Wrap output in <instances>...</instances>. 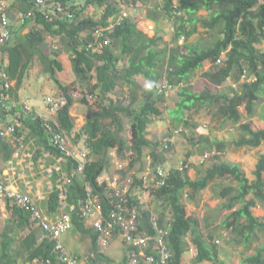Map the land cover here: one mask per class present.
Listing matches in <instances>:
<instances>
[{"label":"trees","instance_id":"1","mask_svg":"<svg viewBox=\"0 0 264 264\" xmlns=\"http://www.w3.org/2000/svg\"><path fill=\"white\" fill-rule=\"evenodd\" d=\"M36 1L8 0L5 13L7 12L8 15L10 8L15 6L20 8L19 15L20 12L23 14L32 11L33 16L27 14L24 21H19L21 25L30 22L35 23V28L42 25V30L34 31L39 37L46 30L68 36L69 46L75 54L73 60L76 64L78 81L84 88L80 91L81 94L79 93L80 101L85 107L93 106L89 108L91 117L77 133L79 137L85 136L87 147L82 168L79 158L67 155L52 141V130L71 134L76 127L75 119L71 115V109L75 104L72 93L74 88L73 85H64L58 79L57 69H61V62L58 59H50V62L53 61L58 66L55 69L51 66L49 71L69 102L58 111L57 122L42 118L33 119V115L25 114V111L20 114L25 117L24 120L28 116L33 121H30V124L34 134L39 136L40 143L45 144L46 148L61 155L65 160L62 170L66 175L59 174V169L52 175L55 186L49 194V209L57 211L60 208V195L64 191L68 205L73 206L70 213L76 228L92 235L93 249L97 255L95 259L91 255L89 258L92 263L98 264L104 254L98 251V235L92 232V227L85 226V219L81 215L89 192L91 190L93 194L98 195L103 204L104 214L108 216L114 199L110 197L112 190L107 181L101 177L109 166L111 150L116 148L119 157H125L122 154L124 152H131L133 160L130 165L134 166L144 158L145 149L151 147L153 157L151 165L155 173L158 169L166 172L165 184L162 187H155L154 176L150 174V180L154 183L150 186V192L165 199L166 211L162 219L170 217L169 221L167 220L171 226L168 243L173 256L169 264H184L183 257L187 252L186 236L189 232L193 233L192 240L198 250L196 262L209 260L211 264H228L219 256L216 243L218 240L213 244L204 239L198 230L199 220L189 211L183 198L187 194L189 198L195 200L212 181L233 178L237 184L227 185L221 191L222 196L228 199L224 206L228 209H233L237 204L240 206L230 213L224 224L235 232L241 233L244 236L243 241L249 246L256 230L264 231V217L255 215L252 210L259 200L264 201V153L255 171L256 178L252 181L240 163L226 160H217L208 168L204 167V163H198L195 165L198 176L192 178L187 173L193 166V161L190 160L192 156L195 153L205 156L208 152L216 151L217 153L212 157L220 158L221 152L227 145L224 138L218 140L206 135L190 136L191 144L196 147L197 152L189 150L188 160L182 161L181 168L176 165L168 170V166H165L167 161L160 154L159 147H156L155 142H152L147 134L149 124L156 118L164 116L162 102L165 101V92L163 89L178 84L180 97L176 107L166 109L169 117L187 126L185 130L191 124L188 112L210 110L218 105V111L224 120L239 124L242 129L243 134L234 141L238 147L254 148L264 142V128L257 127L252 119L256 106L264 96V50L261 48L264 43V0H165L161 14L176 21V32L171 46H162L163 36L159 35L162 32L161 29L155 28V34L149 35L148 31L140 26V22L131 16H124L123 3L135 5L139 0H54L69 9L77 2L83 4L73 13V16L65 14L59 19L53 15L50 18L51 15L41 13V10L36 8ZM89 6L102 9L100 17L97 16L98 14L94 16L85 13ZM200 10H207L209 14L206 17H200L198 15ZM121 11L122 15H119ZM156 18L159 20L160 17L156 15ZM9 20L11 40L2 46L7 48L10 54L7 73L11 78L19 77L22 81L29 67L27 66L29 60L23 61L25 55L23 45L19 41L11 42L13 38L11 17ZM198 23L208 30V33L205 32L206 35L199 33ZM196 32L198 39L195 43L191 38L195 37ZM210 34L214 37L215 34L218 35L214 44H197L199 39L208 35L211 37ZM182 37H184L183 43H181ZM164 55L166 58L162 57ZM161 59L166 60L164 71L167 81H162L164 75L156 72V69L160 68ZM206 61H211L213 64L206 74L209 82L215 85L222 84L231 77L233 83L239 85V90L234 89L232 85L229 87L230 91H214L209 85H206L203 90H196L191 83L192 77L198 69L203 68ZM244 77L246 79L242 81ZM145 80L152 81V85L149 86ZM119 83L131 87L132 95L127 105H124L123 98L114 97V94L119 95L117 94ZM0 84L1 91H4L2 75H0ZM89 95L95 101L89 99ZM96 107L99 110L93 112V108ZM16 109L17 107H12L11 110ZM6 114L8 112L0 106V116H6ZM243 114L249 118L247 121L243 120ZM127 122L130 123L128 139L123 135ZM15 126V134L21 136L20 127ZM129 141L132 144L128 143ZM173 144L174 142H170L167 149L172 148ZM0 149L5 159L12 158L15 149L8 136L0 134ZM164 150L166 149L163 147L161 151ZM128 178L131 177L124 170L122 181ZM160 178L164 177L158 175V179ZM57 179L62 181V191L56 187ZM145 180L146 174L140 178L135 175L131 183V188L139 186V195L148 189H146ZM126 199L127 206H137L142 215L148 217L150 212H146L141 207L138 196L134 197L129 191ZM14 212L19 229L28 227L30 232L21 242L22 248H16V255L13 251L15 238L5 237V246L0 252V264H27L35 258L55 260L57 258L55 241L46 237L44 230L34 226L35 221L28 210L15 206ZM141 218L144 219L143 216ZM167 221L157 219L154 222L153 217L152 222L146 219L145 225L141 221L138 231L146 232L154 237L157 232L155 225L162 227ZM151 251L150 248L149 252ZM23 252L26 257L20 263L17 261V256H21ZM244 262L264 264V245L258 248L255 254L245 257Z\"/></svg>","mask_w":264,"mask_h":264},{"label":"rangeland","instance_id":"2","mask_svg":"<svg viewBox=\"0 0 264 264\" xmlns=\"http://www.w3.org/2000/svg\"><path fill=\"white\" fill-rule=\"evenodd\" d=\"M5 2H7L8 0H4ZM49 4H53L56 1H52V0H48ZM119 1V0H117ZM164 2L165 0H139L137 4L133 5L131 3L127 4V3H123V9H124V15H129L132 18H134L136 21L140 22V26L142 28H145L146 31H148L147 33L149 35H154L155 34V30L154 28L156 27L157 29H161L162 32H160V36H163V42H162V46H171L172 45V40L175 37V30H176V21L174 20H170L166 17L163 16V11H162V7L164 6ZM9 3V2H8ZM77 5V7H76ZM74 5L71 9H69V7H66L65 5H63L65 8H67L69 10L68 13H70L71 15L73 13H75V11L77 9H79L80 6H82V2H77V4ZM9 7H10V3H9ZM105 7V5H104ZM89 9H87L85 11V13L87 12V14L90 15H94L96 16V14H98L97 16L100 17V15L102 14V9H98L97 7L93 6V7H88ZM16 17L18 19V22L20 21V15H18V10H16ZM22 12H20L21 14ZM119 15H122V11L120 13H118ZM208 14L207 10H200L199 12V16L203 17L206 16ZM156 15H158L159 20H156ZM9 17H11L9 15ZM20 23V22H19ZM154 25V28L149 29V25ZM148 26V28H147ZM112 27V26H110ZM205 29L204 26H202V24L198 23V29ZM199 29V30H200ZM206 30V29H205ZM196 34H198L197 32L194 34V36H196ZM217 34H215V37L211 36V37H204L202 39H199L197 41V44L199 45H210V44H214L216 42L215 38H217ZM184 42V37L181 38V43ZM261 48L264 50V43L261 46ZM164 58V56H162ZM225 57V55L223 56ZM160 68L156 69V72L160 75H164L162 81H167V77H166V73L164 71L165 69V65H166V60L161 59L160 60ZM212 62L211 61H206L204 63L203 68L198 69L193 77H192V84L194 85L196 90H203L205 87V82L210 83L209 81H207V79L209 78L206 74L208 73V71L210 70V68L212 67ZM3 69L0 68V75L3 73ZM231 77H229L225 82H223L222 84H217V85H213V90L214 91H230V86L233 83V80H230ZM246 78H242V81H244ZM142 81V80H141ZM143 82V81H142ZM145 82L150 86L152 85V81H147L145 80ZM169 82V81H168ZM141 84V82H140ZM212 84V82H211ZM119 89L117 91H119V95L114 94V97H121V99L123 98L125 101L124 105H127L130 102V95H132L131 92V87L128 86L127 84H122L119 83L118 84ZM234 87V89L239 90V85L235 84L232 85ZM166 89V90H165ZM165 92V101H163L162 106L164 107V116L160 117V118H156V120H153L148 127V137L151 139L152 142H155V145H157L156 147H159V152L160 154H162V156L164 157V159L167 161V165H165L166 167L168 166V170L172 169V167L178 165L177 167L181 168L182 167V161H187L188 157H187V152L189 150H192L193 152L196 151L197 149L196 147L192 146L191 141H190V136H201V135H206L209 136L211 139H225L227 142L226 148L224 149V151L221 152L220 154V158H211L212 160L208 159L207 161H202L203 156L198 155V154H194V156H192V158L190 159L191 161H193V166L191 167V169L188 170V174L192 177V178H196L197 175V171L195 168V165H197L198 163H204V167L208 168L212 163L217 162V160H226L229 162H237L241 164V167L243 168V170L245 171L246 175L250 178V180H254L256 178V169H257V165L260 161V157L261 155L264 153V142L259 146V147H254V148H250V147H238L234 141H236L237 139L240 138V136L243 134L242 129L240 128L239 124H234L232 121L226 122L224 120V118L221 116V114L218 111L219 106L216 105V107H214V109H205V110H201V111H190L188 112V115L191 118V124L189 126V128L187 130H185V128H187V126L183 125V122L181 121H176L174 119H172L171 117L168 116V110L166 109L167 107H172L175 108L177 101L180 97L179 95V86L178 84H173L172 86L166 87L163 89ZM63 91V90H62ZM140 92V91H139ZM64 93H58V94H54L53 98L57 101H62V98L64 97L63 95ZM77 96L79 97V93L77 94ZM75 96V98L77 97ZM89 99L94 100V98H92L89 95ZM26 105H24L25 107ZM27 106H29L27 108L28 111H30L31 109H33L30 105L27 104ZM50 106V105H47ZM74 106V105H73ZM88 107V106H87ZM87 107H85V110H88L89 108L93 107V106H89L88 109ZM50 108V107H49ZM99 109L93 108V112H97ZM53 111H55L53 109ZM242 111L244 112V108H242ZM57 114L58 112L55 111ZM80 114H82L80 112ZM244 121H247L249 118L247 117L246 114H243ZM59 115H56L53 118L54 122H57ZM91 117V116H90ZM84 117H80L79 121H77L78 125L77 128H79L81 126V124L85 121L83 120ZM252 119L255 122V125L257 127L260 128H264V96L262 97L260 103L256 106L255 109V115L252 117ZM11 125V124H10ZM7 127V126H6ZM5 127V128H6ZM19 127V126H18ZM129 128H130V123L127 122L125 125V132H124V136L128 139L130 136V132H129ZM181 130H185L186 132L180 131ZM20 130L22 131V134L24 133V127H21ZM179 130V131H177ZM25 134H28L25 132ZM5 135L9 136L12 140V144L14 146V149H16L18 147V149H21L22 146H25L26 141L25 138L23 136H17L14 132V130H8L5 132ZM65 139H66V145H67V149L66 151H76V149L81 148L84 150V145L83 143H79L78 146H74V145H70L71 142L74 139L72 137L69 136V134L65 133L64 134ZM9 138V139H10ZM72 138V139H71ZM166 138H172L174 144L172 146V148L170 147L169 149H166L164 151L163 150V144L165 145L166 141H164V139ZM68 141L70 143H68ZM157 142V143H156ZM129 143V142H128ZM161 143V144H159ZM74 144V143H73ZM130 144H132L130 142ZM205 144V143H204ZM200 146V145H199ZM203 146V144L201 145ZM24 148V147H22ZM46 148V146H45ZM48 149V148H46ZM113 151V154L115 153V149L113 148L111 150V152ZM152 149L151 147H147L145 149V154L143 155L144 158L142 159V161H139L138 163L134 164V166H131L129 163V159H132V154H128L129 151L122 153L123 156L127 157L125 158L124 162L125 163H129L126 168L127 169V173L129 177H132V171H137L138 167H140V170H143L144 168L146 169V167H148V164H151L153 161V157H152ZM118 152V151H117ZM216 153V151H213ZM75 153V152H74ZM1 160L3 159L1 154H0ZM56 157V155H55ZM150 157V158H148ZM120 158V157H119ZM5 159V158H4ZM3 159V160H4ZM18 159V163L20 165L26 166L27 168L30 166V164H26V162L24 161H29L30 158H28L27 156H23V155H19ZM26 159V160H23ZM123 159V158H121ZM128 159V160H127ZM7 161H10L9 159H5ZM83 162H85V160H83ZM51 165L54 167L53 162H51ZM109 163H114L113 161H109ZM33 164V163H31ZM130 165V166H129ZM18 168L19 166L16 165ZM33 166V165H32ZM52 167V169H53ZM114 170L115 167H112ZM17 172V169H16ZM113 173V171H112ZM111 173V174H112ZM264 174V173H263ZM127 175V174H126ZM56 176V175H54ZM112 177V175H108L106 176L107 178ZM198 176V175H197ZM23 177V176H22ZM57 177V176H56ZM58 180V179H57ZM61 180V177H60ZM58 180V182L56 183V187L61 188L62 186V181ZM66 181L68 180L65 179ZM21 181V180H19ZM8 180H7V185L8 184ZM237 182L233 179V178H225V179H216L214 181H212L205 189H203L199 194L198 197L195 200H192L191 198H189L187 195V197L185 196L183 198V202L185 203V205H187V208L189 209V211L192 213V215H194L198 220H199V226H198V230L202 233L204 239H207L208 243H215L217 240V247L219 248V256L224 259L228 264H247L244 262V258L255 254L258 250V248L262 247L264 245V231H259L256 230V232L252 235V241L251 244L249 246L246 245V242H244V236L241 233L235 232L234 230H232L231 228H228L225 226V221L228 218V216L230 215V213L236 209H238V207L240 206L239 204H237L233 209H228L226 208L224 205L227 203V197L222 196V188H224L227 185H236ZM148 186H146L147 189ZM54 189V188H53ZM23 193V192H22ZM26 194V193H25ZM251 197V196H249ZM143 198H145L144 196L141 197L142 199V204H143ZM156 200V202L158 201L157 198L154 199ZM162 201V200H161ZM145 203V201H144ZM163 203V201H162ZM163 207V206H162ZM139 209V208H138ZM253 212L255 215L260 216V217H264V201H258V204L252 208ZM157 217H160L161 214L156 213ZM56 218L52 219L55 220ZM169 219V218H168ZM167 219V220H168ZM244 220V219H242ZM169 221V220H168ZM167 221V223H168ZM4 222V221H3ZM83 234L86 236L84 237ZM65 246L68 249L69 252H71L72 254L75 255H83L82 258L86 257V254H88V246H89V242L87 239L91 238L92 240V235H90L89 233H85L83 232L81 229L76 228L75 224L74 226L69 229L65 234ZM77 236L79 238H77ZM193 233L189 232L186 236V241H187V255H188V261L189 263L192 264H211V262L209 260H205L203 262H196L195 257L198 254V250L197 247L195 245V243L193 242L192 238H193ZM209 236H211V238H209ZM120 239V237H119ZM115 241H117L116 239L113 240V242L106 247L105 249V254H103L102 258H100L101 261H98V264H104L106 261H108V256L110 255L111 258H115L118 259L119 257L123 256L124 252H125V248L124 246L119 247L118 244L119 241H117L116 243H114ZM241 241V243H240ZM114 243V244H113ZM69 244V245H68ZM124 245V241L122 243ZM114 245V246H113ZM99 246L100 243H99ZM113 247V248H111ZM110 251H112V253H110ZM97 255V253H92ZM91 254V256H92ZM109 254V255H108ZM109 256V257H110ZM93 257V256H92ZM114 261V260H113ZM110 264V263H108ZM112 264V263H111ZM114 264V263H113Z\"/></svg>","mask_w":264,"mask_h":264},{"label":"crops","instance_id":"3","mask_svg":"<svg viewBox=\"0 0 264 264\" xmlns=\"http://www.w3.org/2000/svg\"><path fill=\"white\" fill-rule=\"evenodd\" d=\"M15 9L20 11V8L18 6H15V7H11L8 12L9 15L11 16L12 25H13V38L11 42L17 43V41H19L20 44L23 45V48L25 49V55L23 61L26 62L29 60L27 65L29 67L27 68V72L25 74V77L22 79V81L21 79H19V77L11 78L7 73L8 66L10 63L9 51L7 48L0 47V68L4 70L3 73L8 74L11 82L10 88L5 89L4 87L5 89L4 91H1V84H0V106L4 108L6 112H8L6 116H0V131L4 129L6 126L7 127L10 126V124L13 126L17 124V126H15L16 128L18 126L20 128L24 127V133L21 136L25 138L26 144L25 146H22L24 148L21 147V149H18L17 147L14 150V153L12 155V158H10V161L4 159V156L0 149V154L4 159L1 160L0 157V178H2L5 184L7 183L8 180L9 182L8 184L12 187L13 190H17L23 193H29L34 197H36L38 199L39 206L45 213L46 217L48 219H54L59 217L63 212L70 213V211L73 210L72 204L68 205L67 198L63 199L60 202L61 205L57 211H51L49 209V194L55 186V180H53L52 175L58 169H59V174L62 173V176L66 175V173L62 170V164L64 163L65 160L64 157H62L61 155L54 153V151L50 149H46L45 144L40 143L39 136L34 134L33 128L30 124V121L32 120H30L28 116H26V120H24L25 117H23L20 114L25 111V114L28 115L32 114L33 119L42 118L44 120L47 119L53 120V118L56 115H58L55 111H53V109L51 110L46 104L48 96H52L54 94H58L62 92L60 85L52 78L51 71H49L51 66L55 69V67L58 65H56V63L53 61L50 62V59L56 58L61 62V66H60L61 69H57L58 79L64 85H73L72 87L74 88V90L72 91V93L74 97L77 96V94L80 93V91H82L84 88L78 81L77 70L75 68L76 64L73 60L75 54L72 52L69 46L68 36L65 34L58 35L49 32L47 30L42 33L43 35L40 34L42 36L40 37L37 36L36 32L34 31H39V29L42 30L41 29L42 25L41 27H36V28H35V23L33 24V22L21 25L16 17ZM205 32L208 33V30L200 29L199 31L200 34H203ZM197 35L198 34H196L195 37L191 38V40L195 43L196 40L198 39ZM3 73L1 74L2 77H3ZM230 80L232 79L230 78ZM206 85L212 86L213 88V85L215 84L211 85V83L205 82V86ZM232 85L235 86V83H232ZM74 100H75V104L71 109V115L75 119L76 127L75 130L71 134H69V136L74 139L73 141H70L71 142L70 145H74L76 147L78 146L79 143H83L84 145V150L78 147V149L74 151L76 158H78L81 154H83L84 152L86 153L87 151L85 136L81 135V137H79L77 136V133H79L80 129L83 128V126H85V124L87 123L88 118L90 117V110L88 109L87 106L86 107L88 110L84 109L85 106L82 105L80 98L78 96ZM27 104L28 105L31 104L32 105L31 107L33 109H31L30 111H26L24 109V105ZM12 107H17V109L11 110ZM80 112L82 114H80ZM20 117H22V119H20ZM80 117H84L83 120L85 121L81 124L79 128H77L78 125L77 121H79ZM25 132L28 134H25ZM10 141L12 142L11 138ZM70 142L68 141V143ZM130 153L131 152H129L128 154L130 155ZM66 154L68 155L67 152ZM19 155L27 156L28 158H30L28 162L24 161L26 162V164H30L28 168L18 163L17 158L19 157ZM121 158H124L123 160H125V158L127 157H121ZM79 159L82 161L81 158ZM128 159L130 161L129 157ZM50 161L56 165H54L53 167ZM110 161H113L114 163H109L107 170L104 171L101 177L103 180H106L109 183L113 176L118 175L117 174L118 172L120 173L122 172L118 168V163L121 161V159L117 156V153L113 154V151L111 152ZM122 163L125 162L122 161ZM126 164L127 163H125V165ZM16 165H18L19 168ZM147 166L148 167H146V169L144 168L143 170H140L139 169L140 167H138L137 171H132L133 172L132 176L136 175L140 178L142 175H145L147 171L151 172L153 168L152 165L148 164ZM112 167H115L116 170H114ZM109 174L112 175L111 178L110 176L109 178L106 177ZM121 180H123V173ZM132 188L133 189H131V193L134 195V197L137 198L138 196L140 198L139 204L141 205V207H143V209H145L146 212H150L148 217L147 216L145 217L144 214L142 215L144 217V219H142V223H144V225L146 219L152 222V217L156 216V213L161 214V216L158 217L160 220L167 221V219L170 218L167 217L162 219L165 214L164 212L166 211V204L164 202L165 201L164 198H159L153 195L150 192L151 190L149 188L145 192H143L142 195H139V190H138L139 186H134ZM142 196L145 197L143 198V204L141 199ZM65 197H67L66 193H65ZM156 198L158 200L157 202L156 200H154ZM161 200L163 201V203ZM14 207L15 205L13 204L12 201H8L6 197L0 196V252L3 250L5 246V242H4L5 237L7 238L13 237L15 238V241L13 243V251L14 254L16 255L17 252V251L15 252L16 248H22L21 242H23V239L25 238L26 234L30 232V228L26 227L25 229H19L18 221L14 212ZM86 225L87 222L85 220V226ZM34 226L36 228L42 229L41 226L36 225L35 223ZM92 232L94 231L92 230ZM83 236L86 237L84 234ZM77 238L79 237L77 236ZM87 240L89 242V246L87 248L88 254H86V257H84L86 259L89 258L92 253H95L91 238ZM116 240L119 241V243H116L117 241H115L114 243L118 244L119 247L124 246L125 252L123 256L119 257L118 259H115L113 257L111 258V256L108 254L110 257L108 256V261H106L104 264H108V263L130 264V260H129L130 249L126 245H123L122 244L123 242L120 239H116ZM62 241L66 243L65 236L62 237ZM101 248L102 247L99 246V250H98L99 252L104 253L105 250H107ZM23 253L20 254L21 256H17V261L20 263L26 257V254ZM110 253H112V251H110ZM78 256L82 257L83 255L78 254ZM187 258L188 255L187 253H185L183 257L184 264H192L189 263Z\"/></svg>","mask_w":264,"mask_h":264},{"label":"built area","instance_id":"4","mask_svg":"<svg viewBox=\"0 0 264 264\" xmlns=\"http://www.w3.org/2000/svg\"><path fill=\"white\" fill-rule=\"evenodd\" d=\"M36 8L41 10V13L46 15H52L59 19L62 15L73 16L74 14L68 13L69 10L60 3L49 4L48 0H37ZM8 7L7 2L0 0V47L5 45L9 40H11V25L9 23V14L5 13V9ZM33 16V12L20 14V22L24 21V17ZM149 28H153V25H149ZM221 61L219 60V63ZM4 77V87L9 89L11 86L10 78L7 73H3ZM47 102L52 106L53 109H60L67 104L68 98L64 95L62 101L55 100L52 96L48 97ZM28 108V106H25ZM8 130H14L13 127H9L7 130L2 131L1 134H5ZM52 141L59 145V147L66 151V139L64 134L59 131L54 132L52 130ZM166 141L164 148L169 147V143L172 142V138L164 139ZM70 154V151H66ZM217 153V152H216ZM215 152H208L203 156L202 161H206L212 157ZM158 175L164 178L158 179ZM165 175L162 169L154 174L155 187H162L165 184ZM112 192L110 193L112 202V209L110 214L106 216L103 211V204L98 197V195L93 194L90 190L86 204L82 210V217L86 220L88 227H92L95 234L98 235V242L102 248L108 247L112 240L116 236L122 237L124 242L130 248V264H169L173 251L169 246V229L170 224L162 227L155 225L157 232L153 237L150 234L142 231L140 229L142 221V213L136 206H127L126 194L129 192L132 180L130 178L125 181L121 180L119 175H116L113 179ZM151 183L150 185L154 184ZM63 188V184L61 185ZM59 188V187H58ZM62 188L61 189L62 191ZM60 195L61 201L65 197V192ZM0 196L6 197L8 201H12L13 204L22 209L28 210L31 213L32 218L41 226L45 231L46 235L50 240L55 241V250L57 251V258L52 260L51 258L42 260L40 258H35L29 261L27 264H95L91 262L90 258H82L75 254H72L66 248L64 242L62 241L63 235L74 226V221L71 213L63 212L55 220L48 219L41 210L38 199L29 193H22L17 190H13L10 185H7L0 179ZM159 219L157 216H153V221ZM84 220V222H85ZM156 224V223H155ZM137 231V233H136ZM152 249L149 252V249ZM94 259L95 254H92Z\"/></svg>","mask_w":264,"mask_h":264},{"label":"clouds","instance_id":"5","mask_svg":"<svg viewBox=\"0 0 264 264\" xmlns=\"http://www.w3.org/2000/svg\"><path fill=\"white\" fill-rule=\"evenodd\" d=\"M124 16H129V15H124ZM152 25V24H151ZM147 28H148V26H147ZM153 28H154V25H153ZM156 28V27H155ZM155 28H154V30H155ZM150 29V28H149ZM152 30V29H151ZM63 95H65V94H63ZM54 95H52V97H53ZM66 96V95H65ZM48 97H50V96H48ZM48 97H47V100H48ZM73 98L75 99V97L73 96ZM69 102V101H68ZM67 102V103H68ZM46 104L47 105H50L48 102H46ZM65 106V105H64ZM48 107H50V109L52 110L53 108H52V106L50 105V106H48ZM24 109L26 110V111H28L27 110V108L26 107H24ZM61 109V108H60ZM60 109H54L55 111H59ZM48 120V119H47ZM48 121H52V120H48ZM9 127H13L14 128V126L13 125H10V126H8V127H6V128H4V129H2L1 131H0V134H1V132L2 131H5V130H7ZM1 135H3V134H1ZM5 135V134H4ZM115 150H116V153H117V149L115 148ZM71 153L70 154H68V155H71V156H74V157H76L75 156V154H74V152H72V151H70ZM85 153V152H84ZM84 153L83 154H81L78 158H81L82 159V164H81V168L83 167V164H84V162H83V160H85V156H86V153H85V155H84ZM131 154V153H130ZM118 156V155H117ZM119 157V156H118ZM120 159H121V157H120ZM124 159V158H123ZM123 159H121V161L118 163V168H119V170L120 171H122L121 173L120 172H118L117 174L121 177V179H122V173H123V171L124 170H126L127 171V169H128V167L126 168V166L131 162V160L129 161V163H127L126 165H125V163H122V161H124ZM130 166V165H129ZM152 173V175L154 176V174H155V171L153 172L152 170H151V172L150 171H147L146 172V180H145V182H146V186H148L147 188H149V189H151L150 188V184L151 183H153L152 182V180H150V174ZM114 177L115 176H113L112 178H111V181H110V183L109 182H107L108 183V186L110 187V188H112L113 187V179H114ZM133 177V178H132ZM130 179L132 180V182H133V180H134V176H132ZM142 177V176H141ZM3 181V180H2ZM148 183V184H147ZM131 189H133V188H131L130 187V190L129 191H131ZM135 206V205H134ZM137 207V206H136ZM42 210V209H41ZM43 211V210H42ZM44 213V212H43ZM142 213V212H141ZM58 218V217H57ZM36 225H37V223L36 222H34ZM46 237H47V235H45ZM64 236V235H63ZM119 237L120 236H116L114 239H119ZM113 239V240H114ZM113 240H112V242H113ZM120 240L123 242L124 240L122 239V237H120ZM111 242V243H112ZM99 243V242H98ZM124 245H126L127 246V244H126V242H124ZM102 247V246H101ZM128 247V246H127ZM106 248V247H105ZM105 248H101V249H105ZM129 248V247H128ZM130 249V248H129ZM129 252H131L130 250H129ZM78 256V255H77ZM129 256H130V253H129ZM80 257V256H79ZM130 259V258H129Z\"/></svg>","mask_w":264,"mask_h":264},{"label":"water","instance_id":"6","mask_svg":"<svg viewBox=\"0 0 264 264\" xmlns=\"http://www.w3.org/2000/svg\"><path fill=\"white\" fill-rule=\"evenodd\" d=\"M152 171L154 172V169L152 168Z\"/></svg>","mask_w":264,"mask_h":264},{"label":"bare ground","instance_id":"7","mask_svg":"<svg viewBox=\"0 0 264 264\" xmlns=\"http://www.w3.org/2000/svg\"><path fill=\"white\" fill-rule=\"evenodd\" d=\"M9 23H10V21H9Z\"/></svg>","mask_w":264,"mask_h":264}]
</instances>
